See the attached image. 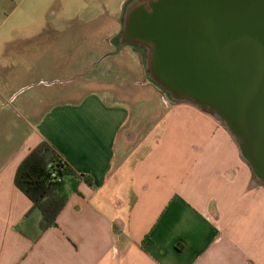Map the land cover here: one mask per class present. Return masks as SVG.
Returning a JSON list of instances; mask_svg holds the SVG:
<instances>
[{"label": "crops", "instance_id": "crops-1", "mask_svg": "<svg viewBox=\"0 0 264 264\" xmlns=\"http://www.w3.org/2000/svg\"><path fill=\"white\" fill-rule=\"evenodd\" d=\"M69 3L0 0V90L5 57L27 61L46 88L55 74L69 73ZM112 47L100 59L123 58L125 67L104 72L112 76L107 92L22 101L28 116L9 129L12 115L0 116V264H264V185L238 140L213 115L167 103L141 51ZM150 97L162 110L142 126ZM43 104L49 108L34 117L32 108ZM43 142L93 180L80 183L58 227L45 232L40 212L15 186L19 166Z\"/></svg>", "mask_w": 264, "mask_h": 264}, {"label": "water", "instance_id": "water-1", "mask_svg": "<svg viewBox=\"0 0 264 264\" xmlns=\"http://www.w3.org/2000/svg\"><path fill=\"white\" fill-rule=\"evenodd\" d=\"M122 22L151 82L225 123L264 184V0H130Z\"/></svg>", "mask_w": 264, "mask_h": 264}, {"label": "rangeland", "instance_id": "rangeland-1", "mask_svg": "<svg viewBox=\"0 0 264 264\" xmlns=\"http://www.w3.org/2000/svg\"><path fill=\"white\" fill-rule=\"evenodd\" d=\"M122 1L124 0H70L69 4H71V7L66 10L68 11L67 17L71 19L69 26L66 27V32L72 37L67 47L70 55L63 58L64 62L68 63H66L67 66H64L65 71L68 69L69 73L62 75L55 74L52 79L57 80V82L51 88L36 85L41 78L30 71V65L26 63L27 61L23 60L18 63V59L14 57L13 60H10V57L3 59L11 61L7 63L9 69L3 75L4 81L1 83L3 87L0 90L2 91L0 95V116L8 114L13 117L11 121L7 122L8 129L16 123L15 121L18 122L17 116L20 114L28 116L20 110L22 101H28L31 105L33 101H38L39 98H43L45 93L48 92L49 94H53L52 103H56L61 99L67 98L68 95L73 98H79L86 92H107L104 89L109 90L112 88L111 83H108V85L106 83L112 81V76L109 74L104 75V72L117 71L118 67H125L123 66L125 65V59H112L102 62L100 58L103 53L116 50L112 46L116 45L119 47L120 43L118 41L123 29L121 25L123 18L122 10L119 8ZM125 1L129 2L130 0ZM66 3L67 1L64 4L65 8ZM53 10L54 12H58L59 8H53ZM93 23L100 25V27L98 26L94 30L95 26L92 25ZM74 35H79L76 41L73 37ZM114 38L118 39V41H108ZM128 49L125 48L124 50ZM12 62H14V67L9 66ZM137 65H140V63L137 62ZM143 65L146 69L144 62ZM44 79L49 80L47 77H44ZM84 83H86L85 87H82ZM160 92L166 97L167 103L178 104V102L172 101L161 90ZM142 100L147 101V99ZM155 100V97H150L145 106L146 108L144 107L145 109L142 110V126H147L150 123L149 120L155 121L158 119L157 117H159L162 108H159ZM142 103V101H139V104ZM49 105L43 104L31 107L32 110H35H33L34 117L36 115L39 116L47 110ZM26 120L34 123L29 117Z\"/></svg>", "mask_w": 264, "mask_h": 264}, {"label": "trees", "instance_id": "trees-1", "mask_svg": "<svg viewBox=\"0 0 264 264\" xmlns=\"http://www.w3.org/2000/svg\"><path fill=\"white\" fill-rule=\"evenodd\" d=\"M133 48L141 51L145 57L142 49ZM178 103L190 104L211 114L191 101L184 100ZM223 124L227 127L225 123ZM81 182L93 185L91 177L78 175L47 142L41 143L31 151L19 166L15 177L16 188L31 201L32 208L41 214L42 232L58 227L59 215L67 206L70 197L78 193Z\"/></svg>", "mask_w": 264, "mask_h": 264}]
</instances>
